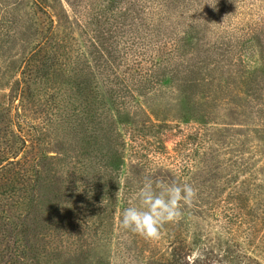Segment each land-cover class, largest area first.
I'll return each mask as SVG.
<instances>
[{
	"label": "trees",
	"instance_id": "1",
	"mask_svg": "<svg viewBox=\"0 0 264 264\" xmlns=\"http://www.w3.org/2000/svg\"><path fill=\"white\" fill-rule=\"evenodd\" d=\"M122 2L126 8L124 16L116 15L113 43L103 49L92 43L93 50H84L72 26L63 24L64 16L70 19L63 5L57 10L48 0H36L51 24L45 40L24 59H64V71L76 78L68 81V94L75 90L81 102L68 109L54 156L27 131L25 118L20 120L22 107L14 100L24 106L23 94H10L0 104V264H94L85 249H97L96 242H78L88 215L96 213L99 235L95 233L104 239V210L108 207L115 220L119 208L139 204L129 181L172 171L136 149L129 153L132 127L125 118L131 115L132 100L141 104L137 97L158 93L164 82L174 80L179 66L188 62L187 43L201 33L210 50L231 53L241 63L264 53V0H118V5ZM71 95L65 98L69 102ZM208 131L213 133L209 145H216L220 130L200 122L197 132ZM253 147L262 153L264 143ZM218 157L211 152L207 165ZM195 165L188 172L194 174ZM242 168L248 172L243 186L264 173V166ZM252 186H239L224 200L216 197L205 217L193 213V202L187 208L194 217H185L182 204L184 218L164 224L159 239L128 231L146 245L143 264H264V202ZM225 203L221 216L217 211ZM219 219L227 231L221 236L211 232ZM239 225L245 230L240 240L234 237ZM125 253L127 264L138 263L135 250L127 247Z\"/></svg>",
	"mask_w": 264,
	"mask_h": 264
},
{
	"label": "rangeland",
	"instance_id": "2",
	"mask_svg": "<svg viewBox=\"0 0 264 264\" xmlns=\"http://www.w3.org/2000/svg\"><path fill=\"white\" fill-rule=\"evenodd\" d=\"M48 2L55 4L57 10H62V5L67 10L70 19L64 16L63 24L72 26L84 50H93L92 43L101 49L103 45L108 48L113 43L116 15L124 16L126 8L123 2L118 5V0ZM55 20L57 24V18ZM50 24L36 0H0V104L10 94H23L24 106L22 100H14L15 105L22 107L20 120L25 118L23 124L27 131L42 142L41 148L54 156L60 144L59 135L66 129L68 109L78 108L81 101L75 90L68 94V81L76 82V78L64 71L61 62L64 59L55 62L45 58L24 59L31 56L39 41L45 40ZM202 34L187 43L188 62L179 66L180 72L174 80L164 82L158 93L137 97L141 104L131 99L134 107L125 118L127 126L132 127L127 132L129 153L136 149L172 169L171 173L156 174L152 178L187 183L195 189L192 202L196 205L185 204L184 213L188 211L185 217H194L188 206L197 217H205L204 211L216 197L224 200L237 188L251 183L253 193L264 202V173L243 186V181L248 179L244 174L248 172L241 171L242 165L264 166V148L261 153V149L253 147L264 143V53L260 52L254 62L241 63L231 53L221 55L210 50ZM53 64L55 66L50 67ZM72 93L74 96L71 95L73 99L69 102L65 98ZM202 121L220 130L215 135L216 145L208 143L213 142L211 131L197 132ZM135 134L140 138L133 141ZM211 152L219 154L216 161L219 163L213 166L207 165ZM195 164H199V169L194 170V174L188 172ZM145 175L147 173L129 181L136 192L132 198L138 203L137 194ZM258 202L252 204L256 206ZM225 206L226 203L217 211L221 216ZM108 209L101 214L105 224L104 239H99L95 233L96 230L99 235L98 227L94 229L98 220L96 213L88 215L90 222L83 226L85 235L79 237L78 242L85 246L94 241L98 247L86 248L85 257L94 260V264L98 260L100 264H127L125 249L129 247L137 253V264H143L146 245L121 229L123 209H118L115 220L114 213L109 209L108 214ZM222 227L220 219L214 221L211 232L221 236L219 234L227 232ZM236 230L238 235L233 236L240 240L245 230L240 225Z\"/></svg>",
	"mask_w": 264,
	"mask_h": 264
},
{
	"label": "clouds",
	"instance_id": "3",
	"mask_svg": "<svg viewBox=\"0 0 264 264\" xmlns=\"http://www.w3.org/2000/svg\"><path fill=\"white\" fill-rule=\"evenodd\" d=\"M195 196L190 184L145 175L137 194L139 204L123 210L120 227L147 240L159 239L162 226L178 220L182 204L190 205Z\"/></svg>",
	"mask_w": 264,
	"mask_h": 264
}]
</instances>
